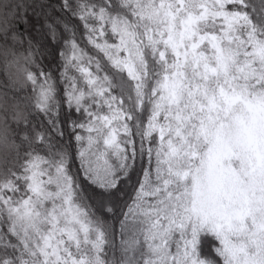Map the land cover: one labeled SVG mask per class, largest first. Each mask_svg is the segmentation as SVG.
Returning a JSON list of instances; mask_svg holds the SVG:
<instances>
[{"label":"snow or ice","instance_id":"obj_1","mask_svg":"<svg viewBox=\"0 0 264 264\" xmlns=\"http://www.w3.org/2000/svg\"><path fill=\"white\" fill-rule=\"evenodd\" d=\"M0 264H264V0H0Z\"/></svg>","mask_w":264,"mask_h":264}]
</instances>
